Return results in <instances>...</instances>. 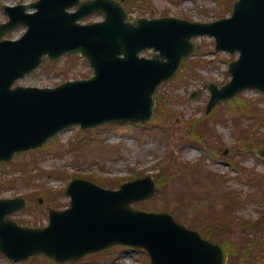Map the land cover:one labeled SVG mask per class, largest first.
<instances>
[{"label": "water", "instance_id": "1", "mask_svg": "<svg viewBox=\"0 0 264 264\" xmlns=\"http://www.w3.org/2000/svg\"><path fill=\"white\" fill-rule=\"evenodd\" d=\"M88 4L90 12L105 11L107 20L78 25L86 10L75 14L65 10L82 6L80 0H43L34 15H26L22 7L7 8L12 20L2 26L0 37L20 24L29 31L20 41L0 42V162L39 147L72 124L90 128L113 120L150 119L156 86L193 51L190 39L194 35L209 33L215 36L217 49L241 52L230 66L233 80L216 90L212 105L247 87L264 91V0H239L231 18L214 23L163 18L139 19L137 26L125 22L128 16L118 2ZM148 47L161 53L152 60L139 58V51ZM67 52L87 58L94 77L55 89H12L15 81L41 63L43 55L53 59ZM258 153L264 156V149ZM145 181L115 192L76 180L67 188L72 208L51 210V224L44 229L20 227L9 219V214L26 205L24 199L0 200V253L15 260L44 253L68 262L121 244L146 248L153 264H225L223 247L167 214L130 206L154 195L152 181V186Z\"/></svg>", "mask_w": 264, "mask_h": 264}, {"label": "rangeland", "instance_id": "2", "mask_svg": "<svg viewBox=\"0 0 264 264\" xmlns=\"http://www.w3.org/2000/svg\"><path fill=\"white\" fill-rule=\"evenodd\" d=\"M33 1L35 0H0V23L7 20V15L2 9L4 3L16 5ZM122 1L130 5L133 16L151 17L155 14V16L160 17L164 12L169 11L176 16L200 19L207 15L217 16L223 7L225 14L228 12L227 0ZM22 33L23 30L18 31L15 36ZM209 44H206L202 48V52L194 57L203 61V65L199 68L201 77H198L199 75L187 77L182 74L173 82H169L159 89L160 94L168 100L162 105L160 117H154L148 123L149 125H136L126 122L122 126H105L97 132L91 133L79 132L80 128L77 126L70 127L59 134L53 143L47 145L46 149L14 159L12 162L13 164L16 162L14 166H0L1 195L4 197L30 195L39 189L40 184L45 183L46 188L51 191V196H59L61 191L65 190L73 174L93 175L96 180L98 176H101L106 180L105 183L110 185V183H114L113 180L117 177H131L133 170H135L143 172L145 175L161 176L162 173V177L165 175L173 177L168 188L162 193L159 190L157 195V197L160 196L159 200L154 199L149 203H144L145 208L150 210L157 207L162 208L166 201L171 200L176 207L182 208L180 211H183L185 207L180 201L182 196L187 202L194 195H206L207 192H211L217 200L218 198L222 200V191L225 190L239 194L246 201L250 199V202L238 211V216L249 220H258L264 208L258 205L260 199V190L257 189L258 182L253 179V175H250L249 172L253 169L259 175L264 176V160L255 156L253 149L256 146L242 145L236 141L237 139H234L235 133L236 136L242 133L239 127L234 129V118L239 116L244 106H239L238 102H235L233 107L236 112L226 110L221 106L217 114L205 119V123L214 128L213 136L208 139V143L213 149L207 150L199 147L191 136L194 127L192 121L206 115V105L211 95L207 84L229 80L226 61H231V56L224 53H219L216 56L213 52L208 54L211 50L213 51V45ZM91 73L85 62L81 60L79 62H67V59L63 58L56 67L51 64L43 65L32 76L23 80L21 84L48 87L70 78L74 79L76 76H90ZM195 90H200L201 95L197 99H190V95ZM245 94L250 98L259 97L258 92L252 90ZM260 106L264 109V102ZM221 112L232 118L229 125L218 124L220 119L216 117L220 116ZM260 128L259 133H255L257 136L261 133L264 134V126ZM226 150H229L228 154H225ZM174 156L180 158L179 164H182V161L192 165L197 164V166L200 164L201 166H198L199 174H193L184 181L175 178L176 172L180 169L179 164L173 165ZM231 158L232 161L241 162L248 174H242L235 169V166L228 164L227 160ZM34 162H39L40 166L47 171L56 170L63 174L46 175L43 179L36 178L34 181H30L32 173L35 172H32L36 165ZM211 171L218 175H207ZM39 191L42 192V189ZM41 196L45 198L46 195L38 192V195L31 201V209L27 212H19L15 218L27 222H37L38 220L39 222H47L45 209L50 201L44 199L43 203H38ZM68 202L67 197L60 196L57 204L65 207ZM197 212L201 215V220H203L204 213L209 214L206 207L198 208ZM181 219L190 220L186 215H182ZM213 235L214 237L219 235L222 238L227 236V239L235 238L233 233L228 232L227 235L225 230H219ZM121 252L124 251L114 250L77 264H105L108 260L113 261L112 259ZM0 264L12 263L8 262L6 258L0 257ZM32 264H45V261L39 259ZM138 264H149L143 253H139Z\"/></svg>", "mask_w": 264, "mask_h": 264}, {"label": "trees", "instance_id": "3", "mask_svg": "<svg viewBox=\"0 0 264 264\" xmlns=\"http://www.w3.org/2000/svg\"><path fill=\"white\" fill-rule=\"evenodd\" d=\"M252 257V253L251 252H248L246 255H245V258L240 262V264H248V260H250ZM239 261V257L238 256H235L234 257V262L232 264H238L237 262Z\"/></svg>", "mask_w": 264, "mask_h": 264}]
</instances>
